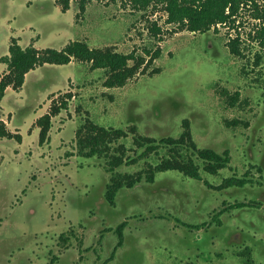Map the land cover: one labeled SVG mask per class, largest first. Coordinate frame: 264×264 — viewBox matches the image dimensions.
I'll list each match as a JSON object with an SVG mask.
<instances>
[{"label": "rangeland", "instance_id": "1", "mask_svg": "<svg viewBox=\"0 0 264 264\" xmlns=\"http://www.w3.org/2000/svg\"><path fill=\"white\" fill-rule=\"evenodd\" d=\"M253 11V6L243 2L226 24L195 33L167 23L163 5L137 8L130 0H85L81 11L79 0H70L69 9L63 11L58 0H0V57L8 54L15 39L23 47L33 45L39 50H60L71 41H85L90 48H111L145 59L139 72L122 87H106L105 70L73 60L71 66L39 68L27 77L22 89L7 88L0 121L14 137L25 140L19 148L16 138L0 139V264H45V246L53 233L67 227L77 235L82 233L83 227L72 225L71 220L79 219L86 205H95L101 218L112 215L101 200L107 174L86 165L95 159H77L84 165L61 171L67 183L54 171L50 172L52 184L28 183L30 168L63 165L78 154L75 133L81 127L93 123L126 133L108 141L107 157L97 155L98 164L106 165L121 147L126 156L133 154L135 134L178 137L184 119L189 120L199 148L228 150L231 163L216 175L202 172L200 181L169 170L157 172L151 184L123 189L114 222L129 214L142 221L129 220L127 241L116 264H178L177 258L194 257L195 251L200 256L197 264H264V217L256 209L234 210L237 216L221 218L223 227L212 231L219 237L213 246L209 234L199 239L190 227L178 228L183 223L206 222L210 211L222 202L247 200L243 194H251L249 200L263 201L255 193L264 183L251 180L246 189L252 193L237 188L216 192L203 183L219 187L225 177L256 171L247 165L264 163L262 157L248 161L246 156L251 137L264 136V114L259 117L264 100V50L254 40L260 20ZM153 23L160 29L156 34L151 31ZM234 40L237 54L230 51L229 43ZM258 52L263 57L256 65ZM5 71L0 62V77ZM63 99H67V109L53 118L49 143L39 144L37 119L49 111L52 101ZM132 126L135 133H131ZM85 134L83 130L81 136ZM129 164L124 167L128 173L147 166L145 157ZM64 184H69L64 191L67 200L60 189ZM26 186L25 196L20 197ZM74 241L71 238L69 246Z\"/></svg>", "mask_w": 264, "mask_h": 264}, {"label": "trees", "instance_id": "2", "mask_svg": "<svg viewBox=\"0 0 264 264\" xmlns=\"http://www.w3.org/2000/svg\"><path fill=\"white\" fill-rule=\"evenodd\" d=\"M115 1V0H109ZM137 8H148L150 6L163 5L167 14L166 22L176 24L181 29L190 32L205 33L219 24L227 23L237 12L241 4H250L254 7V18L260 20L254 31V40L258 43L259 49L264 50V0H130ZM62 10L67 11L70 7V0H58ZM80 9L84 11L85 0H79ZM151 31L156 34L160 31L156 23H153ZM230 51L238 53L237 41L229 43ZM149 52V51H146ZM160 51L155 52L158 56ZM256 53L255 64L258 65L263 57ZM73 60L89 63L92 69H103L106 71V87H122L128 80L132 79L144 64V58L131 54H122L113 51L111 48L96 49L90 48L85 41H71L62 49L46 48L39 50L33 45L22 47L17 40L12 39L8 54L0 57V62L5 64L6 71L0 77V100L5 96L7 88L20 89L26 74L37 66L55 65L63 66ZM133 63L130 64L129 62ZM67 98L71 97L68 93ZM233 102L235 98L232 97ZM233 102L231 104L233 105ZM67 109V99L52 101L49 111L40 116L36 125L39 128V143L48 142L49 133L52 127V120L62 110ZM245 126L248 124L245 123ZM183 130L178 137H164L155 139L147 135H134L132 140L133 154L125 155L123 147L116 150L107 161L109 166L120 165L126 159L127 163H135L137 159L145 157L146 167L132 175H115L112 181L121 185L132 186L140 179L148 182L154 180L155 174L159 171L174 170L184 174L186 177L202 180L201 173L217 174L218 170L224 168L229 162V154H219L208 148H199L193 140L189 120L185 119L182 124ZM83 130L86 134L82 137ZM131 133H135V126H132ZM126 135L122 129L110 130L91 123L81 127L77 131L78 150L88 155H99L104 158L109 153L108 141L113 137L118 139ZM0 138H16L21 142L20 135H12L7 130L3 121H0ZM148 158V159H146ZM150 160V161H149ZM116 182V183H117ZM114 183L109 188L108 198L114 199L118 185ZM239 183L237 179L230 178L226 184ZM208 185V184H207ZM224 185V184H222ZM220 185V186H222ZM258 203H253V206ZM252 205V204H250ZM238 207L246 206L245 202H238ZM219 223L220 220L215 218ZM193 227V226H190ZM121 225L118 228V235L122 237Z\"/></svg>", "mask_w": 264, "mask_h": 264}, {"label": "flooded vegetation", "instance_id": "3", "mask_svg": "<svg viewBox=\"0 0 264 264\" xmlns=\"http://www.w3.org/2000/svg\"><path fill=\"white\" fill-rule=\"evenodd\" d=\"M4 97L0 100V104L2 103V100L4 99ZM1 113H3V111H1ZM263 114H264V100L262 101V108H261L259 117H261ZM183 121H182V124H183ZM76 136H77V132L75 133V138ZM0 139H4V138H0ZM7 139L10 140L12 138H7ZM50 139H51V135L49 134V140L45 144H48ZM155 139H162V138L159 137ZM38 140H39V135H38ZM262 141H264V136L262 138H259L257 134L251 137V140L247 145V147L250 148V153L246 155L248 158V161H252L255 157H262V160L264 161V144H262ZM257 142L260 143L259 148L255 147ZM208 149H211V148H208ZM214 151L219 154H225L226 152L228 154L230 153L228 152V150L227 151L224 150L220 152L214 149ZM77 159H83V160L95 159V161L87 163L86 165H92L90 167L102 168L104 172L107 174L108 182L106 183L105 193L101 197V200H102V204L104 207H106L107 205L110 208L112 215L104 216L101 218L99 217L100 213L98 212V209L95 205H86L85 207H83V210H82V213L79 219L71 220L72 225L83 227L82 233L80 235H77V232L74 229L69 230V227H67V225H66L67 228L64 231L60 233H53L50 236L45 246L46 247V263L45 264H116L118 261L116 256L119 254V252L123 251L122 249L124 247V244L127 241L126 230L130 224L129 220L133 217V218H141L140 221H142V217L132 216L129 214L128 218H125L123 221L120 220V222H118L117 224L114 222V219L116 220L117 217L119 216V215H115L117 207H118L117 201H119V196L123 192L122 191L123 189H132L136 187L138 184H147V183L151 184L154 182V180L152 182H148L146 179H140L136 181L134 185L132 186L121 185L117 181H112V178L115 175H123V174L132 175L133 174V173H128L125 171L124 167H127L125 165H131L127 163L126 159H124L125 161L120 165H114V166H109L108 164H106L107 166L105 164L99 165L98 162L96 161L97 159H99L96 154L88 155L86 153H81L78 150V154L76 156H72L66 159L63 165L58 164L59 165L58 166L57 164H53V165L50 164L49 166L43 168V165L40 164V166H36L35 168H30L31 171L28 173V176H29L28 183H32L33 186L35 184H40V182H49L50 184H52L53 183L52 177L50 175L51 171L58 173L60 175L59 179H61L62 181L64 180L67 183L68 181L61 176V171L63 172L64 170H66L68 166H73V168L74 167L80 168L81 166H83L84 163L78 162ZM230 163H231V160L229 159V162L226 164V166L224 168L219 169L218 172H220L223 169H227ZM54 167H55V170H53ZM246 167L247 168L250 167L251 170L256 169V171L254 173L253 172L250 173V171L248 170L247 173H244V174L241 173L237 177L235 175H231L232 176L231 178L234 177L235 179L239 181V183H232V184L225 185L226 181H228L229 179L228 177H225L222 180V182L219 183V184H224L222 186L219 185V187L214 186V184H211L208 182H203V183L205 184L206 187H209L211 190L213 191L215 190L216 192H224L231 188H237L235 190L244 191L246 187H249L248 184L251 183V180L254 181L253 184H256V183L263 184L264 183V180H260L264 176V163L261 164V160H260V163L258 164H255V165L249 164ZM122 170L124 171V173L121 172ZM159 172H164V171H159ZM207 174L216 175V174H210V173H207ZM114 183L119 184V185H118L117 191L115 192L114 199L111 201L108 198V193L110 189L109 187L113 185ZM66 188H69V184H64V186H60V189L63 194L62 197L64 199H65L64 191H66ZM27 189H28V186H26L25 189L21 191L20 197L25 196ZM248 193H252V192L248 190ZM255 194L257 195V198H263V201H261V199L260 201H255L253 199L249 200L252 195L243 194L242 198H246L247 200L245 201L233 200L230 203L229 202L227 203V201L222 202L218 207H214V209L210 211L208 220L206 222L199 224V225L194 224L192 225L193 227H190L189 225L183 223L182 224L183 226L178 227V228H182V229L188 228L189 229L190 227V229L194 230L193 233L196 236H198L199 239L202 238L204 233L209 234L208 241L210 240V246H213L216 242V239H219V237L212 232L213 228L223 227V222L218 223L215 220V218L218 217L219 220H221V218L222 220L223 219L225 220V218L227 217H233L234 215L237 216L239 212L234 211V210H244L247 208L256 209L260 211L261 213H263V215L261 214V216L264 217V197H259L261 196L260 194H264V188L259 187ZM257 198L255 197L254 199H257ZM238 202H245L246 206L238 207L237 206ZM253 203H258V204L253 206ZM131 207L132 206H130L129 208ZM229 210H233V212ZM229 214H232V215H229ZM63 216L66 221L69 220V218H66V216L64 215V210H63ZM103 221H106L107 225L104 226ZM110 221H113V224H109ZM121 225L123 226V228H122V237L120 239L117 230ZM134 229H137V228L134 227ZM69 231H73V232H69ZM71 238L75 239L74 241L75 243H71L69 246L68 242L70 241ZM222 251L227 252L228 248ZM195 252L196 253L194 254V257L188 256L184 258L183 256H180L179 258H177L178 264H197L198 258L200 256L197 255V251ZM218 252H219L218 250L213 251L214 254H218ZM69 254H71L70 260L65 261L64 258H67ZM194 258L197 260H195Z\"/></svg>", "mask_w": 264, "mask_h": 264}, {"label": "crops", "instance_id": "4", "mask_svg": "<svg viewBox=\"0 0 264 264\" xmlns=\"http://www.w3.org/2000/svg\"><path fill=\"white\" fill-rule=\"evenodd\" d=\"M23 47V46H22ZM24 48V47H23ZM36 48V47H35ZM74 64V61H71L69 64H67V65H73ZM45 66H48V65H44V66H38L37 68H35V69H33V70H31V71H29L27 74H26V76H25V82H24V84L26 83V81H27V77H29L30 75H32L36 70H38L39 68H41V67H45ZM23 87V86H22ZM22 87H21V89H22ZM7 90V89H6ZM22 138V141H21V143H19L17 146H19V148H20V146H22L23 145V141L25 140V138L24 137H21Z\"/></svg>", "mask_w": 264, "mask_h": 264}, {"label": "built area", "instance_id": "5", "mask_svg": "<svg viewBox=\"0 0 264 264\" xmlns=\"http://www.w3.org/2000/svg\"><path fill=\"white\" fill-rule=\"evenodd\" d=\"M224 24H226V23H224ZM219 25H223V24H219ZM219 25H217V26H219ZM217 28V27H216Z\"/></svg>", "mask_w": 264, "mask_h": 264}]
</instances>
